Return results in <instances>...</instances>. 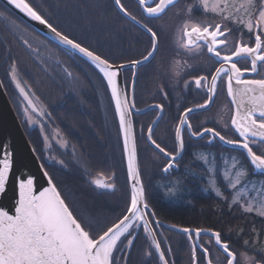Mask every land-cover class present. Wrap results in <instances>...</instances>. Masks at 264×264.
I'll use <instances>...</instances> for the list:
<instances>
[{
    "label": "flooded vegetation",
    "instance_id": "af4514ba",
    "mask_svg": "<svg viewBox=\"0 0 264 264\" xmlns=\"http://www.w3.org/2000/svg\"><path fill=\"white\" fill-rule=\"evenodd\" d=\"M25 1L71 41L74 33L83 40L110 36L105 46L94 41L105 57L73 42L107 63L129 66L122 71L128 100L133 99L138 110L153 107L133 117L137 147L147 145L142 158L163 160L161 178L147 176L148 186L143 172L141 178L155 216L148 212L149 222L167 264H264V174L256 172L246 153L249 150L264 161L263 4L258 0L250 19L244 0L236 2L242 10L229 4L225 11H213L204 0H178L160 16L153 11L163 0H118L129 18L115 0L113 5L107 0ZM2 5L0 80L41 164L52 180L51 170L62 168L69 175H82L97 193L114 194L122 180L119 165L124 156L110 86L94 65L60 45H50ZM73 13L82 22H73ZM152 53L150 61L134 68ZM18 68L21 72L15 76ZM27 68H36L38 75H25ZM95 75L101 83L96 84ZM16 77L33 111L16 91L12 96ZM82 83V91L91 95L90 104L79 95ZM53 104L59 114L53 115L57 109L51 110ZM203 107L208 109L183 120L186 111ZM160 113L151 138L163 153L147 138ZM222 141L245 148L230 149ZM103 178L114 191L93 184ZM151 193H160L165 205L170 202L168 210L156 205L154 197L149 203ZM177 208L196 209L201 216L211 212L205 219L215 226L184 225L188 215L177 216ZM166 225L209 231L218 239L180 234ZM144 236L148 235L143 226L130 232L118 254L123 260L129 256L131 264H163L151 237L147 242ZM133 238L137 241L131 252L127 243ZM136 251L137 256L131 255Z\"/></svg>",
    "mask_w": 264,
    "mask_h": 264
},
{
    "label": "water",
    "instance_id": "95a60500",
    "mask_svg": "<svg viewBox=\"0 0 264 264\" xmlns=\"http://www.w3.org/2000/svg\"><path fill=\"white\" fill-rule=\"evenodd\" d=\"M176 1L178 0H163L153 11L154 16H160ZM0 3L40 35L90 62L104 76L113 96L131 193L126 216L95 241L90 238L41 164L0 80V264H110L109 257L116 241L127 234L136 222L138 227L140 225L139 228L144 227L162 263L167 264L147 214L149 212L155 219L151 208L145 202L146 193L139 171L133 117L143 115L153 110V107L138 110L133 104V99L128 100L122 71L129 66L109 64L74 43L56 31L25 0H0ZM115 4L129 17L120 7L118 0H115ZM135 23L146 30L140 22ZM153 55L152 53L148 58L133 64L134 68L150 61ZM17 92L21 100L33 111V104L23 88L18 86ZM207 109L208 107L188 110L183 114V120L187 119L189 114ZM161 117L160 113L150 126L147 138L151 147L163 153L151 138ZM222 143L230 149L245 148L233 142ZM246 153L256 172L264 174V161L249 150ZM93 184L101 190L114 191L113 186L106 184L105 178ZM166 227L180 234L193 232L197 237L208 235L218 239L217 234L209 231H191L173 225Z\"/></svg>",
    "mask_w": 264,
    "mask_h": 264
},
{
    "label": "trees",
    "instance_id": "16d2710c",
    "mask_svg": "<svg viewBox=\"0 0 264 264\" xmlns=\"http://www.w3.org/2000/svg\"><path fill=\"white\" fill-rule=\"evenodd\" d=\"M46 1H49V0H46ZM107 1L112 3V5H113L112 0H107ZM75 26L77 27L79 25L75 24ZM109 37L110 36H107V37L103 36V37H99L96 39H84L83 40V39L79 38L74 33V34H72V36L70 38L73 41L79 42L80 44L87 45L90 50H92V51L100 54L101 56L105 57L106 55L104 53H102L101 49H98V50L95 49L94 44L96 42L100 43L99 45H102V46L103 45L105 46L107 44V42L110 44V42H109L110 38ZM47 40L49 41L50 45L58 46L56 43L50 41L49 39H47ZM94 41H95V43H94ZM14 50L16 51V48H14ZM22 56H23V53H22ZM22 60L24 62H26L25 57H23ZM23 72L25 75H29L31 78H35L38 75V71L36 68H27V69L23 70ZM95 76H96V84L101 83L99 81L100 76L99 75L98 76L95 75ZM83 85H85V83L80 84V86H79L80 89L82 88ZM42 87H43V89L46 88V83H44V85ZM89 87H91V85H89ZM79 95L81 98L82 97L88 98L87 103L89 102V104H90L91 100H89L90 99L89 97H91V95L85 94V92L82 91V89H81V92L79 93ZM92 96L94 97V94H92ZM94 102H95V99H94ZM55 107H57V109L54 110L53 115L59 114V110H58L59 108L55 104H53V106H51V110L53 111V109ZM99 127H103L101 121H100ZM60 128H62V127H60ZM138 152H139V150H138ZM138 158H140V153H138ZM104 165L106 168H110L105 163H104ZM93 170H95V169L93 168ZM51 171H52L51 175H53V182H54L55 186L57 187L59 193L63 197L66 205L69 207V209L73 213L74 217L79 221L81 227L87 231V233L89 234V236L93 240L97 239L98 237L103 235L108 229H110L107 226V223H110V220L113 217V215L111 213V211H113V209L112 210L110 209V207H112V205L109 202H107L106 200L102 199L103 202H101L100 199L95 198L96 196L97 197L102 196V194L99 195L100 193H97L93 189H91L89 187L90 184H88L86 181H84L82 179V175L76 176V177L69 175L62 168H59V169L55 168L54 170H51ZM119 171L122 172V180L126 181L127 180L126 179V172L125 171L123 172V170L120 168V165H119ZM126 183H127V181H126ZM149 191L150 190H148V192ZM155 191L156 192L159 191V187H157L155 189ZM126 192L129 195V185L126 188ZM152 193H154V192H152ZM93 195H94V197H93ZM111 195L112 194H110L108 196H111ZM160 196H161L160 193L152 194L151 197H149V199H148L149 203H150L151 199L154 197L153 201H155L156 205L163 206V207L166 206V209L169 208L171 206L170 202L168 204L166 203V205H165L164 204L166 202L165 199L163 198V196H161V197ZM90 206H92V207H90ZM128 208H129V204H128L126 210H124L121 214H119L122 218L125 216ZM106 211H108V212L110 211V218L109 219H108V215L104 214V212H106ZM118 213H120V212H118ZM174 213L178 214L177 216H181V215L184 216L187 214L188 216L184 217L185 221L182 222V223H184V225H187V226H191L192 224H202V223L208 224V226H210L211 228H213L215 226L214 222L212 223V221H210V220L206 221L207 219H205V216L207 215V213H209L207 211L203 212L202 213L203 215L201 216V214H199V212L196 209L194 211H192L190 209H188L186 211L184 209H181V208L178 209L177 208V209H175ZM193 214H194V216H193ZM209 214H211V212ZM89 223L92 225L91 227L94 229V231L89 227ZM115 223H116V221H115ZM94 226H96L98 228H95ZM119 247H120V245H119ZM121 259H122V257H121ZM123 261H124V264H131V262H132V260L130 262L129 257H125Z\"/></svg>",
    "mask_w": 264,
    "mask_h": 264
},
{
    "label": "rangeland",
    "instance_id": "374dc122",
    "mask_svg": "<svg viewBox=\"0 0 264 264\" xmlns=\"http://www.w3.org/2000/svg\"><path fill=\"white\" fill-rule=\"evenodd\" d=\"M204 1H205L206 5H209V3H211L209 6H211V9H213V11L214 10H216V11H220V10L225 11V10H227V7L229 6V4L237 5V7L240 8V5L236 3L238 0H204ZM259 1H260V3L263 4L262 12L260 13V20H261L262 24L264 25V0H259ZM257 2H258V0H244V2H243V4L246 6V10H248L247 11V14L250 16V19H251V16H252L251 13L253 12V10L255 9V7L257 6ZM244 13H245V11H244ZM72 21L73 22H82L79 19V16L78 15H75L74 13H73V16H72ZM10 45H11V47H13L14 46L13 42H10ZM20 52H21V49H20ZM19 72H21V71L18 68L17 71H15V76H18L19 75ZM17 79H18L17 77H16V79H12L13 80V85H14V87H11L12 96H16L17 87L19 86V88H21V85H22V83H19V81ZM12 99H14V101H15V97H13ZM30 121H33V120H30ZM35 124H36V122H33L32 123L33 126H35ZM117 124H118V120H117ZM118 129H119V125H118ZM119 131H120V129H119ZM54 138H56V137H54ZM120 139H121V133H120ZM60 140L61 139L58 138V140L56 142H58L61 146H63L64 143L61 142ZM121 144H122V139H121ZM146 149H147V145L146 144H144V145L143 144H140V146L137 147V150H139V152H140V158H138V160H139V166H140V171L143 172L142 173L143 175H145V178H144L145 181L144 182H145V185L148 186L147 185V182H146V177L147 176H152V174L153 175L158 174L160 176V178H161L162 171H163V170H161L162 169L163 160L161 159V157H158V156H156V157H145V158H142L145 155V150ZM122 150H123V146H122ZM151 152H153V151L151 150ZM123 156H124V150H123ZM123 161H124L123 164H120V168L123 170V172L124 171L126 172V161H125V159ZM113 165L116 166L117 165V162L115 164H113ZM116 168H118V166H116ZM126 179H127L126 180L127 183L124 180H119L117 182V183H119L118 184V190H116L114 192V194H112L111 196H108V195H110V193L103 192L102 196H100V197H97L96 196L95 197V198L100 199L101 202H103L102 201V199H103V200H106L107 202H109L112 205V207H110V209L111 210L113 209V211H111L113 217L111 218L110 223H107V226L109 228L112 227V225L115 223V221H116V223L118 221H120V219L122 217L119 214H121L124 210H126L128 204H129L128 202H130V199H131L130 188H129V195L126 192L127 186L128 185L130 186V184L128 183V175H127V172H126ZM99 195H101V193ZM93 197H94V195H93ZM129 206H130V204H129ZM90 207H92V206H90ZM107 212L108 211L104 212V214L108 215V219H109L110 218V211L108 213ZM118 212H120V213H118ZM91 226L92 225L89 223V227L94 231V229ZM94 227L95 228H98L96 226H94ZM139 227H140V225H139ZM139 227L137 226V222L134 223L133 224V227L131 229H129V231L127 232V234H129L132 231H137L139 229ZM127 234H125L123 237H121L120 239H118L116 241V244L113 246V250H112V252L110 254V257H109L110 264H124L123 259H121L120 258L121 256L118 254L119 253L118 250L119 249H122L121 247H122V244H123V242H124ZM146 235H148L147 232H146ZM148 237H150V236H147V237L144 236L143 238H144L145 241H147L146 238H148ZM148 239L150 240V238H148ZM140 240H141V238H140ZM136 241H137V238H133L131 241H129L127 243V248H131V252H132V250L134 248L133 246L135 245ZM147 242H149V241H147ZM119 245H120V248H119ZM138 247L140 249L143 248V247H141V244ZM131 252H130V254H131ZM131 255H136L137 256L138 255V251H136L134 254L132 253Z\"/></svg>",
    "mask_w": 264,
    "mask_h": 264
},
{
    "label": "bare ground",
    "instance_id": "6f19581e",
    "mask_svg": "<svg viewBox=\"0 0 264 264\" xmlns=\"http://www.w3.org/2000/svg\"><path fill=\"white\" fill-rule=\"evenodd\" d=\"M109 64H110V63H109ZM112 65H113V64H112ZM175 227H176V226H175ZM177 228H179V227H177ZM181 228H182V227H181ZM181 228H180V229H181ZM183 229H184V228H183ZM193 230H194V229H193Z\"/></svg>",
    "mask_w": 264,
    "mask_h": 264
}]
</instances>
